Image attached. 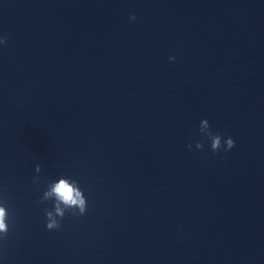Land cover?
<instances>
[{"label": "clouds", "instance_id": "1", "mask_svg": "<svg viewBox=\"0 0 264 264\" xmlns=\"http://www.w3.org/2000/svg\"><path fill=\"white\" fill-rule=\"evenodd\" d=\"M130 20H136L135 14H131L129 17ZM6 37H0V45L6 44ZM176 59L175 56H170L169 60L174 61ZM199 131L203 137H206L210 142V149L214 153H219L221 150L224 152L230 151L235 146V140L231 136H222L220 133H214L211 130V125L208 119H202L199 124ZM186 147L191 150L192 144L189 143ZM196 150H203L204 143L203 141H197L195 144ZM41 170V166L39 164L36 165L35 171L39 173ZM37 178H34V183ZM55 197L56 203L54 204V213L53 211H49L45 209L46 216V228L48 230L59 229L60 222L56 219V217H60L63 219L65 208H77L79 209L78 214L83 215L87 211V200L82 192V190L76 186V183H69L67 179H60L57 183H55L49 192L44 194V198L41 199L43 202L44 199L49 197ZM61 204L64 206L61 207ZM8 220V211L5 206L0 205V233L5 236L8 233L9 225L7 223Z\"/></svg>", "mask_w": 264, "mask_h": 264}]
</instances>
